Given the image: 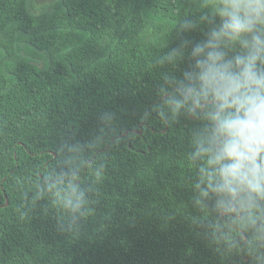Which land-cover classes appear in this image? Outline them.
Returning <instances> with one entry per match:
<instances>
[{"label": "trees", "instance_id": "obj_1", "mask_svg": "<svg viewBox=\"0 0 264 264\" xmlns=\"http://www.w3.org/2000/svg\"><path fill=\"white\" fill-rule=\"evenodd\" d=\"M253 2L0 0V264H264L253 162L243 183L207 179L212 116L235 109L184 101L201 90L196 44L236 75L264 41L259 24L212 35L231 20L217 9Z\"/></svg>", "mask_w": 264, "mask_h": 264}, {"label": "clouds", "instance_id": "obj_2", "mask_svg": "<svg viewBox=\"0 0 264 264\" xmlns=\"http://www.w3.org/2000/svg\"><path fill=\"white\" fill-rule=\"evenodd\" d=\"M231 9V11H229ZM243 10L244 17L241 18L239 12ZM221 16L227 14L231 17L229 22L221 26L219 32L213 31V37L227 35L231 41L241 38L242 33H248L253 30L254 25H261V31H264V0H254L253 3L246 4H226L223 8L217 9ZM184 25H181L183 29ZM255 51L246 58L236 57V63L242 64L243 69L240 73L233 75L228 71L229 65L220 64L223 54L217 51H205L208 48L215 49L216 45L211 41L203 45L196 44L189 54V59L199 57L202 54L204 59H197L193 65L194 69H200L198 73H193L202 81L200 93H196L195 88L188 91L184 96V101L190 100L193 96L207 98L212 94L215 99L221 101V111L234 108L235 111L227 114L224 118L213 115L212 119H219V125L214 129L216 139L224 137L219 141V148L206 149L210 158L205 165H220L219 172L212 171L208 173L207 179L211 181L217 175L227 183L245 182L249 175L247 172H241L242 167H246L245 161L251 160L256 169L253 173L255 183L252 184L254 190H264V185L260 183L262 177L259 173L264 167V75L257 76L252 69L257 60L264 62V41L259 36L252 37ZM245 44L247 41H244ZM176 53L183 52L172 50L168 55L174 57ZM181 94V93H177ZM198 102V100H197ZM165 104H172V112L175 115L182 106L183 101L173 102L170 99L164 101ZM243 113V116H241ZM162 116L163 113L161 112ZM249 153L250 155H247ZM259 157L261 164H255ZM230 159L231 164L222 163ZM204 169L201 168V171ZM199 187V184L196 185Z\"/></svg>", "mask_w": 264, "mask_h": 264}, {"label": "rangeland", "instance_id": "obj_3", "mask_svg": "<svg viewBox=\"0 0 264 264\" xmlns=\"http://www.w3.org/2000/svg\"><path fill=\"white\" fill-rule=\"evenodd\" d=\"M49 0H32L31 10L35 11L38 7H43L44 3H47Z\"/></svg>", "mask_w": 264, "mask_h": 264}]
</instances>
